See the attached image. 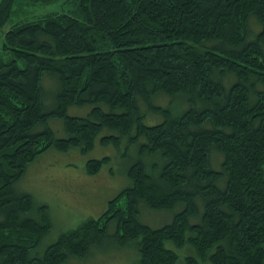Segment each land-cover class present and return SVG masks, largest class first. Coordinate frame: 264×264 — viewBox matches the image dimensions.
<instances>
[{"label":"trees","instance_id":"16d2710c","mask_svg":"<svg viewBox=\"0 0 264 264\" xmlns=\"http://www.w3.org/2000/svg\"><path fill=\"white\" fill-rule=\"evenodd\" d=\"M97 140L138 145L130 186L41 249L49 206L17 183ZM141 206L173 218L151 226ZM113 237L135 264H179L168 242L185 264H264V0H0V264H64Z\"/></svg>","mask_w":264,"mask_h":264},{"label":"rangeland","instance_id":"374dc122","mask_svg":"<svg viewBox=\"0 0 264 264\" xmlns=\"http://www.w3.org/2000/svg\"><path fill=\"white\" fill-rule=\"evenodd\" d=\"M68 8L60 1L36 4L30 9L28 16ZM23 16H27V13H23ZM252 25L253 28L257 27L255 22ZM57 86V80L53 78L47 89L53 92ZM69 113L82 115L83 110L71 108ZM147 119L148 117L145 121L149 123ZM49 126L58 136L66 135L62 120L52 118L49 120ZM104 156H109L110 162L105 163L98 173L90 174L87 170V161ZM139 157L138 145H129L126 140L119 147L97 140L94 148L88 152L79 149L67 152L50 150L40 155L30 164L22 181L17 183L18 189L32 192L39 203H46L49 206L52 227L43 237L39 247L45 249L63 232L77 227L84 219L97 217L105 211L109 200L130 186L128 169ZM150 160L148 158V161ZM142 206L140 218L151 226H161L173 218L172 211H154ZM167 246L176 249L180 255L179 264H185L184 257L189 254L188 247L179 249L172 242H168ZM137 257L138 252L132 242L123 244L118 238L113 237L101 245L92 247L85 258L73 257L64 264H135Z\"/></svg>","mask_w":264,"mask_h":264}]
</instances>
